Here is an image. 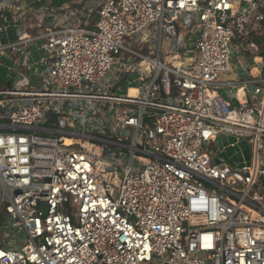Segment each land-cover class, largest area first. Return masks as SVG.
<instances>
[{
  "label": "built area",
  "instance_id": "built-area-1",
  "mask_svg": "<svg viewBox=\"0 0 264 264\" xmlns=\"http://www.w3.org/2000/svg\"><path fill=\"white\" fill-rule=\"evenodd\" d=\"M17 3L0 0L24 25L0 56L35 43L48 67L0 89V264H264V76L238 105L219 92L259 51L264 0H78L37 9L35 36ZM221 135L254 162L222 159Z\"/></svg>",
  "mask_w": 264,
  "mask_h": 264
},
{
  "label": "crops",
  "instance_id": "crops-1",
  "mask_svg": "<svg viewBox=\"0 0 264 264\" xmlns=\"http://www.w3.org/2000/svg\"><path fill=\"white\" fill-rule=\"evenodd\" d=\"M77 1L78 0H17L18 2L17 6H22L23 8H25V10H27L28 17L26 19L25 26L26 29L27 28L29 29L30 27L33 28V30L29 31V33L32 36H35L39 32L36 27L38 25V21L36 19L37 9H39L42 6H50V5L70 6L71 4L72 5L76 4ZM0 8L2 9L1 14L5 26L4 32L0 35V42L1 44L9 45L11 43L16 42L17 30L20 27H23L24 25H22L21 21H18L16 19L12 9L3 7L1 4H0ZM95 25H96V17L92 16L86 28L94 29ZM181 33L183 35L182 37L184 38L186 45V51L183 54V57H187L189 59L194 55V47L198 36L194 32L190 30H186L184 28H181ZM4 37L6 38L5 43L2 42L3 40L2 38ZM251 44L256 45L259 51L257 52L252 48L251 50L253 51L251 52L247 51L244 53H239V55L236 57L233 72L228 76H226L224 79L225 82H227L228 86L220 89L219 91L221 95L233 105H238L240 102H244L249 100L250 98H253L252 93L250 91L248 92V89L243 88V85L241 84L243 80L256 79L260 75L264 76V64L262 66V60H261V57L264 55L263 30L253 31L251 33V36L243 43L245 48L251 47ZM163 47L166 50H169L171 45L168 41H164ZM20 48L22 49L19 51L17 50L16 52L7 51L4 54H1L0 87L14 88L16 84V78L19 76V74H21L20 76L21 81L18 88L20 87L24 88L29 86L35 87L40 83L39 73L45 71L46 68L48 67V65L42 61L44 55L42 50L40 49V46L34 43ZM33 54H37L39 56V62L34 64L32 63ZM10 62L13 63L12 66H10ZM33 68L34 71H32ZM233 141L230 143V146L235 142H238L237 146L241 144H244V146L246 145L245 143H242V140H235L234 142ZM215 149L220 151L222 159H224L229 163H234L233 160L236 159L235 157H233L232 155L231 156L224 155L223 150L225 148L217 149L215 147ZM239 161H241V164H250L252 162V161L250 162L246 158L239 159Z\"/></svg>",
  "mask_w": 264,
  "mask_h": 264
},
{
  "label": "rangeland",
  "instance_id": "rangeland-1",
  "mask_svg": "<svg viewBox=\"0 0 264 264\" xmlns=\"http://www.w3.org/2000/svg\"><path fill=\"white\" fill-rule=\"evenodd\" d=\"M2 39H3L2 42L5 43L6 42V40H5L6 38L4 37ZM21 49L22 48L19 47L18 51L21 50ZM137 49L138 50L144 49L145 52L147 51L145 45L139 46ZM163 55L165 56L166 54L164 53ZM32 56H33V61H32L33 64L39 62V56L37 54H33ZM12 65H13V63L10 62V66H12ZM32 71H34V68L32 69ZM20 76H21V74H19V76L16 78V84H15V87H14L16 89H18V87L20 85V81H21V77ZM23 76H25V75H23ZM137 78L138 77H137L136 74H134L132 76H129V80L123 82L122 85H121L122 92L126 93L128 88L137 87V82H136ZM27 81H28V79H27ZM0 89L3 90L5 88L0 87ZM96 115H98V113ZM89 132H93V133L96 134V131H93V130H89ZM105 135H107V134H105ZM233 140L235 141L236 138H234V137H232L230 135H221L219 138L216 139L215 147L217 149L225 148L223 150L224 155H228V156L232 155L233 157H235L236 159L233 160L234 163L241 164V161H239V159H245V158L248 159L250 162L251 161L254 162V157L255 156H254V153L252 152L251 146L246 143L247 140H242V143H245L247 146L246 145L244 146V144H241V145H238L236 148H232L230 146V143ZM124 153L126 155L125 157L128 159L129 156H130V152L128 150H125ZM261 164H262V162H261ZM73 213H74L73 215L76 216L77 210L73 209ZM6 220H7V215L3 211V212L0 213V226H1V229H0V245L5 243V240L3 238V236H4L3 231L4 230L2 229V227L4 226ZM12 231H13L12 232L13 239L11 240L12 243H16L19 240L25 239V236L23 234L19 235V233H17L16 231H14V230H12ZM8 233L9 232H7L6 234H8ZM18 237H20V238L17 239ZM8 241L10 242V240H8Z\"/></svg>",
  "mask_w": 264,
  "mask_h": 264
},
{
  "label": "water",
  "instance_id": "water-1",
  "mask_svg": "<svg viewBox=\"0 0 264 264\" xmlns=\"http://www.w3.org/2000/svg\"><path fill=\"white\" fill-rule=\"evenodd\" d=\"M146 38H147V35L144 36V39H146ZM214 161H215L216 163H221V160H220L218 157H215V158H214Z\"/></svg>",
  "mask_w": 264,
  "mask_h": 264
},
{
  "label": "bare ground",
  "instance_id": "bare-ground-1",
  "mask_svg": "<svg viewBox=\"0 0 264 264\" xmlns=\"http://www.w3.org/2000/svg\"><path fill=\"white\" fill-rule=\"evenodd\" d=\"M66 142H67L68 144H71V143H72V141H70V140H67Z\"/></svg>",
  "mask_w": 264,
  "mask_h": 264
}]
</instances>
